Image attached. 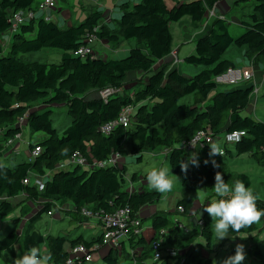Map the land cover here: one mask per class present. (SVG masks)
I'll return each instance as SVG.
<instances>
[{
	"label": "trees",
	"instance_id": "16d2710c",
	"mask_svg": "<svg viewBox=\"0 0 264 264\" xmlns=\"http://www.w3.org/2000/svg\"><path fill=\"white\" fill-rule=\"evenodd\" d=\"M170 1L174 3L173 7L168 6ZM221 1L141 0L133 6L124 3L121 16L108 23L103 22V10L91 9L84 21L67 27L39 17L21 26L10 44L9 55H4L2 36L11 26V14L24 9L36 10L40 0H0V128L3 129L0 152L5 150L7 140L20 131L16 127L17 121L33 109L35 102L43 100L46 107H50L40 112L31 111L27 119V126L32 131L45 134L44 139L28 146L31 151L41 147V154L13 167L0 158V221L15 210L9 199L21 193L35 202L44 200L40 213L49 212L56 203L67 201L78 210L89 205L94 211L113 212L129 205L138 212L142 206L161 199L159 192L129 193L125 189V168L119 164L92 171L80 166L74 170L57 171L59 164L77 151L93 162L105 160L115 153L125 156L130 152L139 156L145 151L172 148L168 160L172 172L181 180L183 197L177 205L184 207L185 215H189L201 192L215 195L212 186L217 171L223 175L228 173L234 181L242 180L250 187V175L232 173L228 158L248 154L260 163L264 161V121L243 115L251 104L254 86L248 84L212 93L218 87L215 77L235 67V63L225 57L232 45L246 47L249 61L255 66H264V0H256L249 20L242 22L244 30L235 36L229 30L228 19L219 16L212 19L207 34L197 39L195 53L185 58L188 64L202 66L197 74L189 76L178 67L166 65L154 68L173 51L172 24L188 16L198 27ZM249 1L237 0L235 5ZM90 33L106 41L114 50L125 42H134L135 45L126 57L120 59L82 58L74 51L84 44V37ZM45 48L62 50L61 62H25L18 57L20 53ZM130 72L149 75L147 83L134 94L125 88ZM109 86L123 88L124 94H117L108 101L88 97ZM190 95L193 96L191 103H181ZM209 100L211 103L207 104ZM63 105L68 107L71 123L60 133L53 126L51 107ZM127 106L135 109L131 125H120L109 135L103 134L100 127L118 119ZM207 129L216 135L233 130L246 131L247 135L232 147L225 145L222 156L210 158L209 147H198L199 167L190 164L185 174L179 162L186 161L188 154L179 145L191 140L198 131ZM206 159L209 160L207 165L204 164ZM213 159L216 167L211 163ZM50 172L54 175L45 182L43 190L24 181L32 178L33 173L47 177ZM170 216L168 213L154 215L151 236L131 238V247H143V253L136 256L138 262L144 264L152 258L153 242L161 237L162 230H167L164 242L179 255L165 257L161 264H213L212 257L203 255V250L207 253L213 251L215 237L211 217L204 212V225H197L191 232L182 234ZM17 229L18 225H14L0 238V258L4 251L16 258V246L20 242L26 250L39 246L50 252L51 264H62L69 257V240L65 236H44L32 230L30 224L21 237ZM259 230L260 226L255 222L239 233L229 231L228 234H252L253 238L257 237ZM201 238L204 242L200 241ZM100 242L102 239L84 244L91 248ZM126 254L131 257L130 251ZM252 255L264 264V251L259 247L252 249ZM119 257L118 253L112 252L106 258V264H119Z\"/></svg>",
	"mask_w": 264,
	"mask_h": 264
},
{
	"label": "crops",
	"instance_id": "0c3cea01",
	"mask_svg": "<svg viewBox=\"0 0 264 264\" xmlns=\"http://www.w3.org/2000/svg\"><path fill=\"white\" fill-rule=\"evenodd\" d=\"M42 0H40L41 2ZM141 0H60L59 1V6L56 10L53 11V21L57 22L63 27L67 26H72L78 23H81L84 21L91 9H99L103 10V22H110L113 20V18H119L122 14V5L124 3H129L131 6L138 4ZM237 0H222L219 2L215 9L207 13L206 17L203 19V21L199 24L198 27L194 26L192 20L190 17H185L181 21L173 23L171 28H172V33H173V51L170 55L165 57V59H162L158 61V63L155 65V69L162 66L166 65L169 66V68L173 67H182L184 66V69H191L194 72L200 71L201 68L198 66H185V65H179L175 66L174 61L176 56L178 59H180L181 62H185V58L187 56H190L195 53V48H196V42L199 37H202L207 34L212 19L215 17H221V18H226L228 19V15L233 11V9H236L240 5H235ZM64 3V5H62ZM169 7H173L174 3L172 1L168 2ZM73 8H77L79 10V15H75L74 11L72 10ZM213 12V14L210 16V13ZM77 13V14H78ZM235 21L234 23H239L238 25L240 28H236V30H239L241 33L244 30V25H243V20H237L235 17L233 18ZM228 22H230L228 20ZM175 34L178 37L179 41H176ZM12 37L8 39V42L11 44L12 42ZM106 41H99L97 42L96 48L100 49L101 51L104 50H109L110 48L114 50L110 44L105 43ZM177 42V43H176ZM9 44V45H10ZM135 45L134 42H125L121 45V48L123 49V53H129L131 47ZM118 48L117 50H119ZM116 50V51H117ZM247 48L243 47L241 49H236L235 51L237 53V59H231L230 56H225L227 59L233 61L235 63V67L238 68H243V69H253L255 72V80L257 81L256 77V68H262L264 69V66H255L252 64L251 61H249V58L245 56ZM176 54V55H175ZM109 56V55H108ZM186 63V62H185ZM198 67V68H197ZM198 71V72H199ZM188 75V74H186ZM148 74L145 75L144 73L141 72H130L128 79H127V85L125 86L126 90L131 91L132 94H134L136 91L140 90L148 81ZM192 76V75H189ZM254 77L252 81L248 84H252L254 86ZM129 83V84H128ZM129 85L132 88H129ZM124 88V89H125ZM123 89V88H122ZM100 92V91H99ZM99 92H92L91 94L88 95L89 98H100ZM124 94V92L122 93ZM259 95V94H258ZM252 96V101L254 105H258L259 101H261L259 96ZM39 110L38 106H35V108L32 109V111H37ZM135 111V109H134ZM258 119V118H257ZM262 120V119H259ZM263 121V120H262ZM25 137V136H24ZM42 139L43 136H41ZM41 139V140H42ZM31 144L27 141L24 142L22 141H17L14 143V145L6 147L5 150L0 152V158L3 159V156L6 157V159H12L15 156L14 155H25L27 158L29 156L31 157V150L28 148ZM228 145L232 147L235 144H223L221 143V146ZM126 148L129 150L130 147L127 144ZM7 150H11L12 154L10 156H7L5 152ZM18 150L20 153H15V151ZM164 150V149H163ZM163 150L159 151H145L143 154L136 156L131 154L130 152L127 153V155H122L119 157L117 164L120 165V167L125 168V179H126V187L125 189L129 193H139L142 191H149V192H157L153 189H151L146 181V172L143 173L141 170H136L132 173L129 172V164H132L133 161L135 162H141L143 163L145 154H148L151 159H154L155 161L150 164L151 167H160L164 166V163L167 162L169 163V154L164 155ZM172 150V149H171ZM188 156L191 153H187ZM138 157H141L138 158ZM241 157V156H240ZM240 157H233L239 159ZM232 158V157H229ZM229 158H228V163H229ZM164 161H162V160ZM150 163V162H149ZM170 167V164H169ZM171 169V167H170ZM60 170H67V169H59L57 168V171ZM69 170V169H68ZM229 170L232 172L230 166ZM172 171V170H171ZM234 173H238L233 171ZM173 173V172H172ZM174 174V173H173ZM36 173L32 174V178L30 180L31 184H35L37 176L43 180L44 184L48 179H52V176L54 175V172L48 173L49 176L43 177L40 175H37ZM178 176V175H177ZM179 177V176H178ZM174 178V177H173ZM180 178V177H179ZM175 179V178H174ZM181 182V180H180ZM45 186V185H44ZM178 191L176 194L177 201H179L180 195H181V185L179 186L178 184L172 191ZM169 192L166 193L163 197L161 195V199L156 201L153 204L149 205H144L142 206L139 210L138 213L141 216L142 219V224H143V229L144 232L141 235V237H150L151 234L153 233L152 230V217L156 214H171L170 217L173 215L176 218H179L186 230L192 231L195 226H197V222L199 218L203 217L204 214V203L207 200L211 198V201L213 199H217V197L211 196L210 193H204L202 192L199 194V198L195 201L194 206L189 213V215H185L182 212H179L178 210H175L172 206V199L174 198L173 193ZM203 197V199H202ZM10 202L12 203L13 207L15 210L6 215L1 221H0V238H3L8 232L13 228L14 225H18L17 232L19 235L22 237L25 233L26 230L28 229V226L31 224L32 225V230L38 231L44 236L47 235H54V236H65L68 240L69 243L67 245V252L70 255L71 248L75 245H72V241L80 240L77 244L88 242V243H94L100 239H102L103 235V230L102 226L99 222V219L96 217H86L82 215L78 209L76 208L73 203L70 201H67L65 203H56L53 208H52V213L49 214V212L45 213H40V210L42 208V203L44 200H39V201H32L27 197L25 193H21L19 196L9 199ZM204 202V203H203ZM203 206V207H202ZM207 206V205H206ZM195 214L197 217L196 219L192 218L191 214ZM200 213H202L200 215ZM49 216L53 219L52 223H46L43 225H40L42 222L44 216ZM183 215V217H180ZM199 216V217H198ZM175 221V220H174ZM264 221V218H263ZM184 230V233L186 234ZM261 229V228H260ZM260 231V230H259ZM259 231L256 232L257 238L259 236ZM183 233V234H184ZM228 238L224 239L226 242L225 245L230 246V243L236 240L245 239L246 242L254 239L255 236L252 237V234H239L236 236H233L231 234H228ZM134 237V236H132ZM138 238V237H137ZM215 239V238H214ZM201 242H204V239H200ZM131 236L128 237L127 239L124 240L123 243V249H129L131 248ZM246 242H242L241 244H245ZM220 241H214L213 245V251L210 253H207L206 251L203 250V255L212 257L214 260L216 259L217 256V247H219ZM45 249V246L43 247ZM136 249L135 254H138L139 256L143 253V247L139 246ZM97 251V252H96ZM93 254V260L89 263H84V264H91L94 260H106V258L112 253H120L119 251L112 249L108 245H104L100 247L98 250H96ZM250 255H252V248H249ZM234 252L231 254L233 255ZM120 255V254H119ZM15 258V257H14ZM255 258V257H253ZM137 263L140 264V262ZM144 264H152V258L148 260V262Z\"/></svg>",
	"mask_w": 264,
	"mask_h": 264
},
{
	"label": "built area",
	"instance_id": "2783aa9c",
	"mask_svg": "<svg viewBox=\"0 0 264 264\" xmlns=\"http://www.w3.org/2000/svg\"><path fill=\"white\" fill-rule=\"evenodd\" d=\"M60 0H42L36 10L32 9H24L19 10L11 14L10 22L11 26L9 30L2 36L3 44H10L8 39L10 37H14L16 33L19 32L21 26L23 24L29 23L34 19L39 17L45 18L47 21H53V11L56 10L59 6ZM213 12L210 13V16ZM98 30V28H97ZM101 41L94 33L87 34L84 37V44L81 45L77 50L74 51L76 55L81 56L82 58H108V53L106 51H100L96 48L97 42ZM176 55V54H175ZM181 64L180 59L176 56L174 65L179 66ZM254 77L255 80V73L253 69H243L238 67H231L226 72L217 75L215 77V82L217 84H232L237 85L243 82H251ZM124 90L122 88L112 87L109 86L105 89L100 90L99 95L100 98L104 101H108L111 97L116 96L117 94H122ZM260 92V86H258L257 81H254V90L252 92V96L255 97ZM32 109L29 110L26 114L21 116L16 123V127L20 129L13 137H10L6 142V147L14 145L17 141L24 142L25 139V126H27V119L29 113H31ZM134 113L133 106H127L123 109L121 115L118 119L113 120L111 122L105 123L100 127V131L105 134L109 135L112 133L118 126L122 125L124 127H129L132 123V116ZM245 135H247V132ZM228 133H224L221 135L214 134L210 129L207 130H200L198 131L194 137L189 141L182 142L179 147L186 153H193L196 152L198 147L201 148H208L209 145L206 141H217L223 144H235L231 142H227L224 140L225 136ZM3 136V129L0 128V137ZM241 138V140L244 138ZM223 155L225 154L224 146H221ZM172 148H165L163 150L164 155H168ZM42 152L41 147H35L31 151V156L33 158L38 157ZM15 153H20V151L16 150ZM121 156L120 153H115L109 158L105 160H98V161H90L88 157H86L82 152H75L72 154L68 160L63 161L59 164V169H67V167L75 166L82 167L85 170L92 171L96 168H106L117 165L118 159ZM37 176V175H35ZM36 181L35 184L40 189V184H44L43 180L39 176L35 177ZM31 178L25 179V183H29ZM45 185V184H44ZM177 210L179 212L184 213L185 209L183 206H178ZM82 215L86 217H96L99 219V222L102 226L103 235H102V242L94 244L91 248H89L84 243L76 244L71 248V252L67 260L62 264H84L89 263L93 260V254L96 250L104 245L110 246L112 249H115L119 252L122 251V246L124 240L128 237H141L144 232L143 224L141 216L138 212L134 211L133 208L129 205L125 207H121L113 212H106L104 210L94 211L89 205H85L80 210H78ZM49 212V214H51ZM197 225L203 226L205 221L202 218L197 219ZM175 222L180 228H184L181 220L179 218L175 219ZM186 233L191 232L190 230H186ZM161 237L156 239L152 246H153V256H152V263L161 264L165 257L173 258L179 255V252L174 248L170 247L164 242V237L168 234L167 230H162L160 232ZM181 253V252H180ZM185 258L181 260L184 263Z\"/></svg>",
	"mask_w": 264,
	"mask_h": 264
},
{
	"label": "rangeland",
	"instance_id": "374dc122",
	"mask_svg": "<svg viewBox=\"0 0 264 264\" xmlns=\"http://www.w3.org/2000/svg\"><path fill=\"white\" fill-rule=\"evenodd\" d=\"M256 3H257L256 0H250L246 4L240 5L236 9H233V11L227 16L228 20L230 21L229 22L230 23L229 30H230L231 34H233L235 36V35L240 33L239 30H236V28H240V26L238 25L239 23H234L235 20L233 18L235 17L237 20H242L243 18H244V20H249V15L254 11V7H255ZM62 5H64V3ZM72 10L74 11L75 15H79V13H78L79 10H77V8H73ZM175 38H176V41H179L176 34H175ZM119 48H120L119 50H117L118 48L116 49L117 51L112 50L111 48L109 50H104V51H106L108 53V55H109L108 58L111 57V58L120 59V58L126 57L128 54L123 53V49H122L123 47L121 48V46H120ZM235 48L241 49L240 47H236L235 45H232L229 48V50L227 51V53L225 54V56H230V58L234 59V60L237 59V53L235 51ZM9 53H10V45L5 44L4 45V55H9ZM61 55H62V50H60L58 48H45V49H42L38 52L20 53L18 55V57L22 61H25V62L39 61L42 63H60L61 62ZM245 56H246V54H245ZM180 65L193 66V67L197 66V65L188 64L185 62H181ZM198 67L202 68V66H198ZM180 70L183 73L188 74V75H192V76L197 74L199 71L198 70V71L194 72L191 69L185 70L184 66L180 67ZM256 71H257V73H256L257 84H258V86H260V92H259L258 96L260 97L261 101H259L258 105H256V106L252 102L249 105V107L243 112V115L252 116L254 118L262 119L264 121V69L256 68ZM248 83H250V82H243V83H240L237 85L218 84L217 89L212 93V95H214L217 91H223V90L229 91V90L235 89L237 87L247 86ZM129 88H132V87L129 85ZM192 98H193V96H191V95L187 96L181 100V103H191ZM209 103H211V100L207 101V104H209ZM35 106L39 107V112L50 108V107H48V108L46 107V105L43 103V100H39V101L35 102L33 108H35ZM51 109L53 111V113L51 115V118L53 120V126L55 128H57L60 133H63V131L71 123V117L68 113V107L64 106V105L63 106H53V107H51ZM24 132H25V141L29 142L30 144H36L37 142H39L42 139L41 136H43V138L45 137V134L43 132H34L28 126H25ZM5 154L7 156H10L12 154V152H11V150H7L5 152ZM14 156L15 157L12 159H6V157L3 156V161L7 165H10L11 167H13V166L17 165L18 163L33 159L32 156L31 157L29 156V158H27L23 154L22 155H14ZM154 161L155 160L151 159L148 154H145L143 163L133 161L132 164H129V172L132 173L136 170H141V171H143V173H145L148 170H150L151 168H153L150 166V164ZM162 161H164V160H162ZM164 166L169 167V163L165 162ZM229 166H230L231 170H233L235 172L246 173V174L250 175V177H251L250 188L252 189L254 195L257 197L256 203L258 204V208L264 210V205H263L264 204V161H263V163H260L255 158H253L251 155L245 154V155H242L239 159L229 158ZM68 169L74 170L75 166L67 167V170ZM233 171H232V173H234ZM223 176H224L225 181L227 183H229V185L234 184V182H235L234 177L230 176L228 173H226ZM174 178L176 180L175 187L177 184L180 186L181 185L180 179L176 178V177H174ZM177 192L178 191H175V190L172 191V193L174 195V198L172 199V206H173V208H175V210H177V208H178V205H177L178 201H177V197H176ZM180 192H181L180 198H182L183 197L182 186H181ZM204 193L205 192H202V194H204ZM164 195L165 194H163L162 197ZM211 198L212 197H210L209 199L207 198L205 203L203 202L205 206L211 202ZM201 214L202 213H200V215ZM191 215H192V218L196 219L197 216L194 213ZM180 217H183V215H181ZM171 220L172 221L175 220L174 215L171 217ZM52 222H53V219L46 215V216H44L40 225H43L46 223H52ZM256 223L261 228L259 231L258 238L255 237L254 239H251L247 242L245 239H241L242 242H246L244 244L246 259L244 260L243 264H261L260 261L256 258H253V256H251L250 252H249V248L255 249L257 247H259L262 251H264V221H263V218ZM180 229H181V233L183 234L184 233L183 228H180ZM214 237H215V235H214ZM214 241H216V242L218 241L216 237H215ZM241 241L240 240L233 241L232 243H230V246L228 247V245H225L226 242L224 240H221L219 247H217L216 252L218 254L216 256L215 261L218 263V262H221L224 258L230 256L233 252H235L236 245L241 244ZM16 250H17L18 256L22 255L26 251V249L23 247L22 242H20L16 246ZM127 251H129V249H123L119 253L120 254L119 264H138L136 256H139V255L135 254L136 249L133 247L130 248V256L131 257H128V255L126 254ZM14 260H15L14 257H12L7 251H4L2 254V257L0 258V264H14ZM91 264H106V260L104 262V260H98L97 259V260H94Z\"/></svg>",
	"mask_w": 264,
	"mask_h": 264
},
{
	"label": "clouds",
	"instance_id": "9594fccd",
	"mask_svg": "<svg viewBox=\"0 0 264 264\" xmlns=\"http://www.w3.org/2000/svg\"><path fill=\"white\" fill-rule=\"evenodd\" d=\"M244 135L243 130H233L225 136L224 140L231 143H240ZM206 142L210 148V158L223 155L220 142L211 140ZM208 163L209 160L206 159L204 164L207 165ZM211 163L213 167L217 166L214 159ZM179 164L181 171L187 174L190 164L199 167L198 154L196 152L191 153L186 161H180ZM173 177L179 178L172 173L169 167L160 166L148 170L145 178L151 189L163 195L174 189L176 180ZM43 188L44 184H40V189L43 190ZM212 189L217 199L212 200L204 207L203 211L214 222L213 233L218 241L228 238L229 231L239 233L246 226H250L264 218V210L257 207V197L242 180L237 179L233 185H229L223 174L217 171ZM244 248L243 244H237L234 254L224 258L221 264H243L246 259ZM51 262V253L42 250L39 246L29 248L14 260V264H51ZM213 264H216L215 260H213Z\"/></svg>",
	"mask_w": 264,
	"mask_h": 264
}]
</instances>
